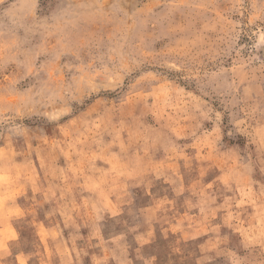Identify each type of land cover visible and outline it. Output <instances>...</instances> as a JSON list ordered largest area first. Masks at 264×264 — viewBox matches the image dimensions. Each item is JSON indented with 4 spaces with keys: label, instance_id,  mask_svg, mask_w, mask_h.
Wrapping results in <instances>:
<instances>
[{
    "label": "rangeland",
    "instance_id": "1",
    "mask_svg": "<svg viewBox=\"0 0 264 264\" xmlns=\"http://www.w3.org/2000/svg\"><path fill=\"white\" fill-rule=\"evenodd\" d=\"M0 264H264V0H0Z\"/></svg>",
    "mask_w": 264,
    "mask_h": 264
}]
</instances>
